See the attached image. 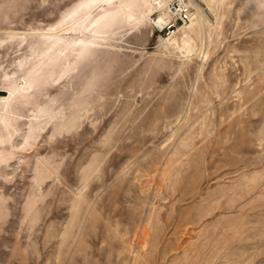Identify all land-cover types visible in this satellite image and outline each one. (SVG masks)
<instances>
[{
  "label": "rangeland",
  "instance_id": "374dc122",
  "mask_svg": "<svg viewBox=\"0 0 264 264\" xmlns=\"http://www.w3.org/2000/svg\"><path fill=\"white\" fill-rule=\"evenodd\" d=\"M132 2L0 0V264H264V0Z\"/></svg>",
  "mask_w": 264,
  "mask_h": 264
},
{
  "label": "bare ground",
  "instance_id": "6f19581e",
  "mask_svg": "<svg viewBox=\"0 0 264 264\" xmlns=\"http://www.w3.org/2000/svg\"><path fill=\"white\" fill-rule=\"evenodd\" d=\"M170 1L171 0H133V2L131 4V6L133 8L132 7L131 8H132V10L134 9L136 11V13H135V14H137L136 18L138 20V23H140V24H143L146 21L149 22L150 21L149 15L152 12V10L155 8L159 9L160 14L158 15V18H156L157 20H155V21H157L156 22L157 24L162 26L171 17V14L169 12V9L171 7L169 8V6H168ZM180 2H182L183 5H185L186 7H188L189 11L191 13L189 24L188 25L186 24V26L183 27L182 32H181L183 34L182 35V42H181L183 45L182 49H186V51H190V50H192V48H195V47H193V45H194L193 40L196 39V38H194V36H199V34L202 32V30L204 28H206L209 25L212 26L211 24L213 23V21L215 22L216 17H217L218 0H180ZM136 22L137 21H135V23ZM219 22H221V21H219ZM136 27H137V25H136ZM208 28H210V27H208ZM178 34H180V33H178ZM212 34H213V32H212ZM176 36L174 38H176ZM163 40H164V38H163ZM167 44H169V43L167 42Z\"/></svg>",
  "mask_w": 264,
  "mask_h": 264
},
{
  "label": "built area",
  "instance_id": "2783aa9c",
  "mask_svg": "<svg viewBox=\"0 0 264 264\" xmlns=\"http://www.w3.org/2000/svg\"><path fill=\"white\" fill-rule=\"evenodd\" d=\"M169 12H170V14H171V17L166 21V23L164 24V25H166V24H171V23H173L174 21L173 20H177V19H179L181 22H186V21H189L190 20V17H191V13H190V11H189V8L188 7H186L185 5H184V9H183V11H180L179 13H178V11L177 10H175V12L177 13V16H176V13L175 12H171L170 10H169ZM174 17V18H173ZM175 20V21H176ZM173 21V22H172ZM163 25V26H164Z\"/></svg>",
  "mask_w": 264,
  "mask_h": 264
}]
</instances>
